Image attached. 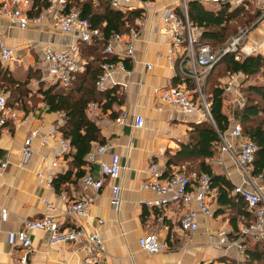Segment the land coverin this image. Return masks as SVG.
<instances>
[{
  "label": "crops",
  "instance_id": "crops-1",
  "mask_svg": "<svg viewBox=\"0 0 264 264\" xmlns=\"http://www.w3.org/2000/svg\"><path fill=\"white\" fill-rule=\"evenodd\" d=\"M187 1L189 0H184L185 5ZM199 1L213 11L221 7L217 3ZM249 5L257 9L260 14L251 27L240 30L238 35L241 32L244 33L241 39L242 45L255 48L250 54H260L264 57V8ZM164 6H170L177 14L183 12L184 15L183 0H163L158 2L156 8L153 9L138 6L131 9L141 12V16L135 20L139 23L140 33L134 44V58L130 60L131 66L128 67L131 68L132 73L119 71L114 76L118 81V84L114 86L123 96V103L113 105L105 111L98 106L87 110L105 139L104 144L107 149L102 154V159L109 161L112 154H117L121 171L118 178L105 179L90 208V217L78 219L76 223L82 225L86 231L98 229L106 249L99 264L242 263L245 260L242 252L234 248L225 249L216 243L215 233L218 230H225L228 235L234 233L233 225L229 221L232 210L228 207L224 209L225 212L214 214L212 217L199 213L198 228L185 236L180 229L179 220L188 206L171 203L156 210L144 204L145 200L156 196L153 192L140 187V184L149 177L147 172L149 163L154 161L167 168L168 157L173 155L181 144L189 141L188 132L192 125L204 119L200 111L185 114L175 106L162 104L155 89L178 85L187 87L186 80L190 78L192 82L194 81L196 89H198V83L201 91V84L205 85L206 75L210 70L206 73L198 67L193 70L183 46L177 51L174 62L167 58L170 36L161 31V9ZM190 28L198 40L201 29ZM233 38V36L230 37L224 46L226 47ZM0 39L7 46L12 47L15 53L14 59L3 66L9 69L14 78L20 80H24L29 69H32L33 77L30 81H36L34 75H37L38 80L46 71L47 63L42 57L43 47L50 45L60 49L74 42L70 35L62 34L48 26L20 30L8 26L4 20H0ZM29 42L32 47H27ZM19 52L25 56L21 62H26L25 68H17L23 72V77L16 76L15 69H12L13 65L19 61L16 60ZM33 54L37 55V61ZM82 60L86 63V59L82 58ZM148 64L150 68L147 67ZM194 73L196 76H193ZM234 75L238 76L237 88L234 86L232 92L223 93L222 110L230 119L233 117L235 108L241 106L239 98L245 100L239 88L240 82L243 80L245 87L250 84H264L262 73L249 78L241 73ZM230 76L220 77V85L223 86L229 81ZM120 82L125 83V86L120 85ZM188 90L193 91L190 88ZM255 99L257 100L258 96ZM8 110L15 112L16 115L7 120L9 131L0 132V161L8 163L0 178V206L8 211L6 220L0 218V264H22L19 261V249L8 242V231L17 230L23 219L42 216L45 212L43 203L45 199L55 202L59 209L63 205L53 186L47 187L40 184L36 176L44 165V160L50 158L59 146L58 137L61 135L59 128L63 124V114L49 111L43 103H39L28 114L21 109ZM136 116H141L143 119L140 127L135 125ZM259 116L263 118V113ZM118 118L121 120L118 121ZM33 130L38 131L32 143L33 156L25 166L20 168L17 166L20 157L18 150ZM43 136L48 138V142L40 145V139ZM236 143L237 140L225 132V139H221V145L217 151L212 157L206 159L211 170L215 174L224 175L233 186L240 184L243 176L230 152L225 148L226 144L235 146ZM187 166L188 163L171 164L167 169L186 172ZM85 168L86 172L90 171L94 176H100L101 172L97 163L89 164ZM66 169L67 164L66 166L61 164L51 171L57 174L64 173ZM252 169L253 166H249L247 172L252 176V181L262 186L264 196V178L259 179L253 176ZM114 185L119 186L121 197L120 207L116 211L110 203L111 189ZM247 186L252 187L253 185L250 183ZM88 191L87 187H83L78 182L76 186L70 185L65 194L69 199H75ZM216 193L215 189L211 190L208 198L213 212L218 208ZM232 194L235 193L232 192ZM191 207L196 206L192 204ZM99 218L103 220L100 224L97 221ZM239 220L241 218L238 216ZM149 232H155L158 239L166 243L167 249L158 253H147L142 250L138 244V238ZM30 237L32 249L26 264H82L84 254L77 244H50L48 233L43 230L31 232ZM249 241L254 242L255 240L250 239Z\"/></svg>",
  "mask_w": 264,
  "mask_h": 264
},
{
  "label": "built area",
  "instance_id": "built-area-1",
  "mask_svg": "<svg viewBox=\"0 0 264 264\" xmlns=\"http://www.w3.org/2000/svg\"><path fill=\"white\" fill-rule=\"evenodd\" d=\"M163 0H111L115 8L132 9L135 6L144 9L156 8L158 2ZM207 3H217L229 5L230 7L246 6L253 4L261 9L264 8V0H202ZM184 17L181 18L170 6L161 9V31L170 36L167 58L174 62L176 53L184 47V53L188 56L193 70L200 68L206 73L219 57L227 52H234L236 58L242 55H249L255 48H247L241 44L244 35L241 32L238 37L220 51L213 50L209 45H199L194 49L196 37L190 28L187 18V8L184 3ZM31 0H0V20L6 21L8 26L20 30L34 29L37 27L48 26L62 34L73 37L74 42L60 49L46 45L42 50V57L47 63L46 71L40 80L49 84H60L67 87L71 84L76 73L83 72L85 63L79 52L80 42H91L93 39H101L102 33L97 28H91L86 18H81L75 9L64 12L66 0H48V5L43 7L38 13L30 15L28 10ZM139 25L138 22H136ZM139 30L131 27L126 34L113 33L105 42L104 52L118 57L117 62H106L101 65L102 73L96 81L97 89L103 90L118 84L115 74L119 71L131 74V68L126 67L123 59L134 58V44L139 37ZM27 47H32L29 42ZM14 49L5 44L0 39V63L6 64L14 59ZM150 68V65H147ZM193 76H196L194 73ZM121 83V82H120ZM120 85L125 86V83ZM238 86V76L231 74L230 80L223 85L224 92H232L233 87ZM198 92L202 97L200 87ZM155 92L162 104L175 106L185 114H193L200 111L201 114L210 117L208 105L204 103L203 110L200 109L197 100L193 98L191 92L185 85L158 87ZM244 99L239 98V104L243 105ZM97 107L96 103H90L88 108ZM15 112L8 110L5 106V98L0 93V126L1 133H7L9 128L6 123L9 117L14 118ZM123 118V116L121 117ZM121 118L117 120L120 121ZM233 122V123H232ZM143 119L136 116L135 125L142 126ZM228 134L237 140L235 146L226 144V150L230 152L233 161L242 173L243 180L235 185L233 193L239 194L247 203L248 209L253 212L254 218L249 224L241 223L238 225L237 236L231 238L225 230H218L215 233L216 243L225 248H234L236 251H243V240H264V196L262 186L252 181V176L247 172V168L252 166L255 159L256 144L248 137L243 136L241 125L231 117L230 125L227 129ZM38 131L33 130L25 138L23 145L18 150V167L25 166L33 156L32 143ZM225 139V133L221 136ZM48 142V138L43 136L40 145ZM225 142V141H224ZM58 148L50 158H46L41 170L37 172V180L40 184L47 187L52 186V180L56 175L51 171L53 168L67 164V156L72 150L68 140L61 135L58 137ZM105 144L96 145L87 155L89 164L97 163L100 168V176H94L87 171L80 180L83 187L89 189L75 199H69L65 193L58 195L62 208L59 209L55 202L43 200L45 212L42 216L34 219H23L17 230L7 233L8 242L16 246L20 251L19 261L26 264L32 249L30 234L35 230H43L48 233L50 244H77L83 251L82 264H99L105 255L106 249L104 242L97 228L86 231L82 225H77L78 219L90 217V208L94 204L105 179H116L120 175L121 165L117 154H112L109 161L102 159V154L106 151ZM8 163L0 161V178L3 176ZM149 177L140 184L141 189L153 192L156 196L147 199L144 204L156 210L162 209L171 203H181L188 206V209L181 216L179 226L185 236L190 235L198 228V215L203 214L207 217L214 215L213 209L209 206L208 198L211 193L210 176L205 172H184L171 170L157 162H150L147 168ZM257 178L262 179V175ZM252 184L248 187L247 184ZM110 203L116 211L121 204L120 188L112 186ZM195 204L196 207H191ZM60 212V213H59ZM59 213V214H58ZM8 211L0 206V218L6 220ZM98 223H102L99 218ZM138 244L147 253H158L167 249L165 242L158 239L155 232L145 233L138 238Z\"/></svg>",
  "mask_w": 264,
  "mask_h": 264
},
{
  "label": "trees",
  "instance_id": "trees-1",
  "mask_svg": "<svg viewBox=\"0 0 264 264\" xmlns=\"http://www.w3.org/2000/svg\"><path fill=\"white\" fill-rule=\"evenodd\" d=\"M186 4L190 27L201 29L198 40L194 42V48L199 45H209L213 50L214 45L225 47L229 38L238 34L239 25H244V28L251 27L260 14L255 8L256 11H245L250 7L249 4L232 8L229 5H221L216 11L206 8L199 0H189ZM47 5L48 0H31L28 13L36 14ZM71 9L77 10L81 18H86L91 28L99 29L102 38L79 43L80 55L86 59L85 69L74 75L69 86L64 87L56 83L44 86V81L40 78L37 80V75H34L38 85L33 88L30 86L32 69H29L24 80H20L14 78L9 69L0 63V90L8 93V98L1 93L5 98L6 108L12 109L18 105V109L28 114L37 107L36 105L43 103L49 111L63 114V124L59 131L61 136L68 140L72 150L67 156L66 171L57 173L52 180V186L58 194L68 192L70 185L76 186L80 182L86 173L85 167L89 165L86 160L88 153L94 146L105 143L99 126L87 113L89 104L96 103L105 111L113 105L123 103V96L117 92L115 86L103 90L97 89L96 86V81L102 73L101 65L120 60L104 52L105 42L113 33L126 34L131 27H136L140 32L135 21L141 16L140 10L115 8L111 0H66L64 12ZM178 15L184 17L183 12H178ZM123 63L126 67L131 66L130 59H123ZM236 73H241L247 78L258 73L264 76V57L260 54H249L236 58L234 52L223 54L210 68L203 87L210 117L204 115L203 120L193 124L188 132L189 141L181 144L167 160V168L171 164L188 163L186 172H205L210 176L211 190L215 189L217 192L218 208L214 214L225 212L227 207L232 210L229 221L233 225L234 233H230L231 238L237 236L238 225L249 224L254 214L239 194H232V183L224 175L215 174L206 159L217 151L221 145V136L230 125V117L222 110L224 89L219 78ZM187 79V88L193 90L191 95L195 100L199 99L194 81ZM239 88L245 100L243 105L235 108L233 117L241 125L243 136L251 139L257 147L252 175L257 177L260 174L264 178V84H250L245 87L242 80ZM32 99H36L37 104L33 103L29 108L28 104ZM197 102L200 107L201 103L199 104L198 100ZM260 113H263V118H260ZM238 216L241 218L239 221ZM249 240H243L242 253L245 260L238 264H264V240Z\"/></svg>",
  "mask_w": 264,
  "mask_h": 264
},
{
  "label": "rangeland",
  "instance_id": "rangeland-1",
  "mask_svg": "<svg viewBox=\"0 0 264 264\" xmlns=\"http://www.w3.org/2000/svg\"><path fill=\"white\" fill-rule=\"evenodd\" d=\"M250 7L247 9H245V11H252V10H254V11H256L251 5H249ZM259 12V11H258ZM243 27V28H242ZM240 28V29H239ZM238 32L240 31V30H242V29H244V25L243 26H241V25H239L238 26ZM232 37V36H231ZM233 37L234 38H236V37H238V34H236V35H233ZM229 41V40H228ZM228 41H227V43H228ZM230 42H231V40H230ZM229 42V43H230ZM214 47H215V50H217V51H219L220 49H221V47H220V45H214ZM33 56H34V58H35V61H37V55L36 54H33ZM23 57H25L24 55H21V53L19 52V54L17 55V58H16V60H19L18 62H16L14 65H13V68L12 69H15V75L16 76H22L23 77V72L22 71H20V70H17V68H25L26 67V62H21V60H22V58ZM2 65H4V64H2ZM24 79V78H23ZM202 83V82H201ZM44 84L45 85H48L49 83L48 82H44ZM37 85V83H36V81L35 80H32V81H30V86H32V87H34V86H36ZM203 84H201V92H202V97L200 96V94H199V92H198V90L196 89V91H197V94H198V96L200 97V100L199 99H197L198 101H199V104L201 103V105H200V109L201 110H203V105H204V103H206L205 102V100H206V96H205V94L203 93ZM0 93H2L3 95L5 94V97L6 98H8V93H4L3 91H1L0 90ZM8 100V99H7ZM9 101V100H8ZM33 103L36 105L37 104V100L36 99H32V102L31 103H29L28 104V107L30 108V106L31 105H33ZM207 104V103H206ZM208 105V104H207ZM37 106V105H36ZM15 109H18L19 108V106L17 105V106H15L14 107ZM181 171V170H180Z\"/></svg>",
  "mask_w": 264,
  "mask_h": 264
},
{
  "label": "water",
  "instance_id": "water-1",
  "mask_svg": "<svg viewBox=\"0 0 264 264\" xmlns=\"http://www.w3.org/2000/svg\"><path fill=\"white\" fill-rule=\"evenodd\" d=\"M224 54H225V53H224ZM222 56H223V54L219 57V59H220ZM219 59H218V60H219ZM218 60H217V61H218ZM217 61H216V62H217ZM216 62H215V63H216ZM215 63H214V64H215Z\"/></svg>",
  "mask_w": 264,
  "mask_h": 264
}]
</instances>
